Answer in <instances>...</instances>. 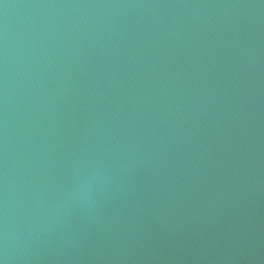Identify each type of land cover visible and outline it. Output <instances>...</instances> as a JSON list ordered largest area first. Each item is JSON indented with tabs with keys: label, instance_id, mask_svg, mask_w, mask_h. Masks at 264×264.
<instances>
[{
	"label": "water",
	"instance_id": "1",
	"mask_svg": "<svg viewBox=\"0 0 264 264\" xmlns=\"http://www.w3.org/2000/svg\"><path fill=\"white\" fill-rule=\"evenodd\" d=\"M0 264H264V0H0Z\"/></svg>",
	"mask_w": 264,
	"mask_h": 264
}]
</instances>
